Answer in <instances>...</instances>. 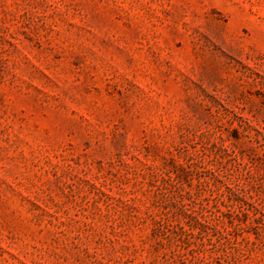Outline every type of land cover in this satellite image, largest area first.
Here are the masks:
<instances>
[{"label": "rangeland", "instance_id": "374dc122", "mask_svg": "<svg viewBox=\"0 0 264 264\" xmlns=\"http://www.w3.org/2000/svg\"><path fill=\"white\" fill-rule=\"evenodd\" d=\"M0 264H264V0H0Z\"/></svg>", "mask_w": 264, "mask_h": 264}]
</instances>
